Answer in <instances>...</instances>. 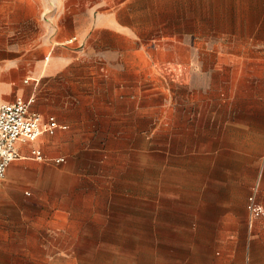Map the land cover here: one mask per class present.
I'll use <instances>...</instances> for the list:
<instances>
[{"label":"rangeland","instance_id":"1","mask_svg":"<svg viewBox=\"0 0 264 264\" xmlns=\"http://www.w3.org/2000/svg\"><path fill=\"white\" fill-rule=\"evenodd\" d=\"M21 5L0 0V45L11 58L45 61L53 46H66L52 37L62 11L39 0L34 17L22 19ZM239 47L167 26L126 51L104 50L105 65L149 72L118 84L113 107L127 115L116 135L92 138L95 149L80 152L74 169L63 162L44 171L39 192L54 200L56 220L54 248L40 250L45 264L256 263L264 250V149L245 150L261 135L264 142V121L254 106L229 104L253 85L239 78L244 63H228L245 58L217 53Z\"/></svg>","mask_w":264,"mask_h":264},{"label":"crops","instance_id":"2","mask_svg":"<svg viewBox=\"0 0 264 264\" xmlns=\"http://www.w3.org/2000/svg\"><path fill=\"white\" fill-rule=\"evenodd\" d=\"M19 1L26 10L22 19L33 18L39 0ZM79 2L76 12L72 0H53L51 7L59 8L62 14L51 23L57 25L52 37L66 46H53L45 61L11 58L7 47L0 45V100L33 96L32 109L67 125L55 134L44 133L34 142L17 144L20 158L10 164L0 180V264L47 263L40 250L54 248L56 220L54 200H49L47 192H39L44 179H48L44 171L47 175L50 170L54 173L56 164L63 162L74 169L80 152L95 149L89 147L92 138L103 132L116 135L120 117L127 115H120L113 107L120 96L118 84L140 82L145 73L148 75L141 64L105 65L100 61L104 50L126 51L136 41L167 26H173L175 33L204 35L208 41L238 42L239 48L217 53L245 58L228 63H244L239 78L253 85L238 97H229V104L254 106L256 119L264 121V49L256 50L264 48V0ZM82 11L88 15H80ZM73 37L77 40L68 43ZM120 72L126 75L118 76ZM141 115H145L144 110ZM263 146L261 135L255 139L254 148L245 151L262 152ZM33 147L42 149L45 160L32 156ZM60 156L65 160L56 162ZM255 264H264L263 248Z\"/></svg>","mask_w":264,"mask_h":264},{"label":"built area","instance_id":"3","mask_svg":"<svg viewBox=\"0 0 264 264\" xmlns=\"http://www.w3.org/2000/svg\"><path fill=\"white\" fill-rule=\"evenodd\" d=\"M77 40L73 37L68 43ZM35 97L17 98L13 101L0 100V180L5 176L10 164L20 158L18 142L30 143L36 141L44 133L55 134L58 129H66L53 115L44 116L32 109ZM31 154L37 160H45L41 148H31ZM64 157L56 158L63 162Z\"/></svg>","mask_w":264,"mask_h":264}]
</instances>
